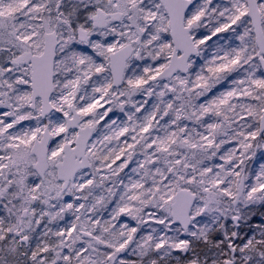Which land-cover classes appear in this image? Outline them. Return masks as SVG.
<instances>
[{"label": "snow or ice", "instance_id": "obj_1", "mask_svg": "<svg viewBox=\"0 0 264 264\" xmlns=\"http://www.w3.org/2000/svg\"><path fill=\"white\" fill-rule=\"evenodd\" d=\"M0 264H264V0H0Z\"/></svg>", "mask_w": 264, "mask_h": 264}, {"label": "rangeland", "instance_id": "obj_2", "mask_svg": "<svg viewBox=\"0 0 264 264\" xmlns=\"http://www.w3.org/2000/svg\"><path fill=\"white\" fill-rule=\"evenodd\" d=\"M229 35V33H221V34H219V36L220 37H227ZM218 39V37H214L213 38V40H217ZM221 42H223V41H221ZM209 43L211 44L212 43V41H209ZM136 99L137 100H140L141 99V97H136ZM149 104H151V101L149 102ZM117 116H121L122 117V114L121 113H119V112H117ZM34 121L33 122H24V126L26 127V126H28L29 124H33L34 125ZM259 155V154H258ZM114 167H115V165H114ZM132 167V165H130L129 166V169H125V172H129L130 171V168ZM122 174V173H121ZM124 175V174H123Z\"/></svg>", "mask_w": 264, "mask_h": 264}, {"label": "trees", "instance_id": "obj_3", "mask_svg": "<svg viewBox=\"0 0 264 264\" xmlns=\"http://www.w3.org/2000/svg\"><path fill=\"white\" fill-rule=\"evenodd\" d=\"M117 163H119V161L117 162ZM124 173H122L121 175H123Z\"/></svg>", "mask_w": 264, "mask_h": 264}]
</instances>
